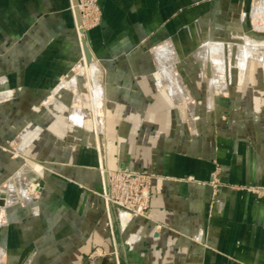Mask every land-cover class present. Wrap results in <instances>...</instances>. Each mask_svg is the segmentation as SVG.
<instances>
[{
    "label": "crops",
    "instance_id": "crops-1",
    "mask_svg": "<svg viewBox=\"0 0 264 264\" xmlns=\"http://www.w3.org/2000/svg\"><path fill=\"white\" fill-rule=\"evenodd\" d=\"M72 2L0 0V194L23 156L45 167L32 205L11 206L8 187L0 264H264V198L231 186L264 183V61L248 44L221 72L211 48L224 54L264 27V0H99L89 40L103 69L102 150L83 105L68 107L79 87L60 90L82 57ZM162 47L175 52L178 86ZM102 158L153 176L148 217L109 216ZM97 247L106 256L90 259Z\"/></svg>",
    "mask_w": 264,
    "mask_h": 264
},
{
    "label": "rangeland",
    "instance_id": "rangeland-1",
    "mask_svg": "<svg viewBox=\"0 0 264 264\" xmlns=\"http://www.w3.org/2000/svg\"><path fill=\"white\" fill-rule=\"evenodd\" d=\"M81 1L83 4V8L80 1L77 0V3H75V1L73 0L72 11L75 17L76 34L78 36V42L80 45L82 57L79 60L78 64L72 69L71 78L68 77V80L61 82L60 90L62 88H69L75 86L79 87L80 95L79 96L76 95V97H72L73 99L71 100V103H69L68 107L71 110L70 112H72L75 107L79 106L80 103H81L80 105H83L82 107L85 110V114L88 116V118L91 121V133H92L91 138L95 142V144H97V147H100V150H102V145L104 143V138H105L104 137V125H105L104 104L105 103L103 97H101L102 96L101 93L98 98L96 94L97 92L96 90L101 92L100 89L103 82L102 81L103 69L101 68L100 64L96 61V58L90 46V40H86L85 43L84 39L87 37L85 30H89L90 32V29L95 28L101 24L103 20V12L99 0H81ZM261 3H263V0H257V6L261 5ZM77 9L79 10V13H77ZM259 16H261V14L257 13L255 17L253 16L251 17L252 19L255 18L256 24H258V22L261 24L263 23L262 21L258 20ZM257 29L258 30H254L251 33H249L248 36L242 35V38L236 39L234 41L236 45L234 46L231 45L230 47L226 48L224 54H223L222 45H218V44L212 45L211 47L213 51L212 54L215 57L217 56L216 58H218V60L220 61L219 62L217 60V62H215V66L218 71L221 72L223 71L222 67H224V57L226 59V62H228V64L229 61H232L233 65L236 64L237 58L242 57L241 54L243 48L245 47V45L248 44L254 46V47L249 46V50L251 51L248 55L258 56V58L264 61V27L262 28L257 27ZM86 45L90 47L92 54L91 55L92 59L91 60L88 59L89 61H87V59L85 58ZM157 54H158L161 70L166 74V77L169 78V81L174 83V85L178 86V80L175 79L176 72L173 67L174 63H172L173 59L175 58V52L169 47H162ZM75 76L76 77L80 76V77L78 80L73 79ZM66 97L67 96L59 97L58 95H56L55 99L59 100L60 103L62 104L64 101L63 98L66 99ZM4 98H5L4 94L2 93V91H0V101L4 100ZM64 103L67 105V102L64 101ZM79 114L80 113L76 114L77 119L78 118L82 119V116H80ZM11 147L12 149L9 150H12L13 154L15 152L16 153L18 152L13 145H11ZM17 154L23 155L22 152H18ZM44 169H45L44 164L41 161L33 157L23 156V164L21 165V167L14 174L8 177L6 181H4V183L2 184V190L0 194V207L5 206L7 204L6 201L9 196L8 187H13L17 194L16 195L17 199L13 203H10L11 206L16 204L32 205L39 197L42 173L44 172ZM218 170L219 169H216L212 173V179L209 181V183L213 187V197H212L211 205L214 210L222 206L221 203L219 202L218 196H219L220 187L221 185H223V183L220 179ZM100 171H101L102 181L104 179V181L107 183L109 175L114 171V169L108 167L105 160L102 158L100 163ZM22 174H24V178L21 177ZM151 183H152V179H151ZM231 186L235 188L245 189L250 193H252L257 198H264V183H253V184L234 183L231 184ZM22 187H24L25 189L29 188L28 190L29 194L34 195L32 201L26 202L22 194ZM36 188H38V190ZM29 194H27L26 197H28ZM98 195L104 201L105 209L106 212L108 213L105 203V196L103 194V185H102V191H99ZM117 209H118L117 207H113L114 211L115 210L117 211ZM2 213H4V211ZM0 214H1V209H0ZM123 215L124 216L126 215L127 217L129 216L127 213H123ZM104 256H106V252L97 247L93 249V251L89 255V258L95 260L102 258ZM1 259H4V261H6L7 257L0 256V260Z\"/></svg>",
    "mask_w": 264,
    "mask_h": 264
},
{
    "label": "built area",
    "instance_id": "built-area-1",
    "mask_svg": "<svg viewBox=\"0 0 264 264\" xmlns=\"http://www.w3.org/2000/svg\"><path fill=\"white\" fill-rule=\"evenodd\" d=\"M78 1L83 8L82 1ZM151 179L152 175L127 167L114 169L107 183L103 179V194L109 216L113 207H117V213L120 217H122L123 212L131 214L130 218L135 216L148 217Z\"/></svg>",
    "mask_w": 264,
    "mask_h": 264
},
{
    "label": "bare ground",
    "instance_id": "bare-ground-1",
    "mask_svg": "<svg viewBox=\"0 0 264 264\" xmlns=\"http://www.w3.org/2000/svg\"><path fill=\"white\" fill-rule=\"evenodd\" d=\"M77 13H79V10L77 9ZM79 23V22H78ZM257 45V44H256ZM248 47V46H247ZM249 50V49H248ZM251 51V50H250ZM249 52V51H248ZM92 55V54H91ZM85 58L87 59V61H89L88 59H89V57H88V54H87V51L85 50ZM92 59V58H91ZM94 67H95V65H94ZM167 72V71H166ZM96 89H98V88H96ZM97 92H96V94H97V96H98V98H99V95H100V91H98V90H96ZM110 176V175H109ZM22 185V184H21ZM23 188V194H24V192H27L26 191V189L24 188V187H22ZM13 188L12 189H10V191H9V193H10V197H12L13 196ZM15 192V191H14ZM14 194H16V193H14ZM17 195V194H16ZM13 198V197H12ZM29 198H32V195H30L29 196ZM26 199V198H25ZM32 201V200H31ZM123 213H126V212H123ZM129 216H131V214H129V213H127Z\"/></svg>",
    "mask_w": 264,
    "mask_h": 264
},
{
    "label": "water",
    "instance_id": "water-1",
    "mask_svg": "<svg viewBox=\"0 0 264 264\" xmlns=\"http://www.w3.org/2000/svg\"><path fill=\"white\" fill-rule=\"evenodd\" d=\"M75 3H77V0H74ZM85 33H86V38L84 39L85 43H86V40H89L90 39V32L89 30H85ZM86 51H87V54H88V57H89V60H91L92 56H91V49L88 45H86Z\"/></svg>",
    "mask_w": 264,
    "mask_h": 264
}]
</instances>
